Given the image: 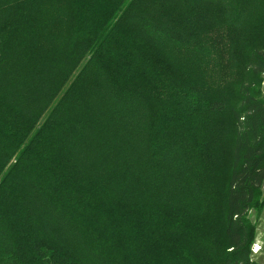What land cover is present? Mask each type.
Masks as SVG:
<instances>
[{
	"label": "trees",
	"instance_id": "trees-1",
	"mask_svg": "<svg viewBox=\"0 0 264 264\" xmlns=\"http://www.w3.org/2000/svg\"><path fill=\"white\" fill-rule=\"evenodd\" d=\"M264 0H0V264H256Z\"/></svg>",
	"mask_w": 264,
	"mask_h": 264
},
{
	"label": "rangeland",
	"instance_id": "rangeland-1",
	"mask_svg": "<svg viewBox=\"0 0 264 264\" xmlns=\"http://www.w3.org/2000/svg\"><path fill=\"white\" fill-rule=\"evenodd\" d=\"M261 91L264 97V76L261 84ZM256 239L252 249V259L256 264H264V210L256 221Z\"/></svg>",
	"mask_w": 264,
	"mask_h": 264
}]
</instances>
